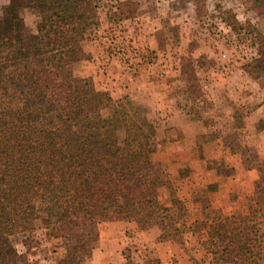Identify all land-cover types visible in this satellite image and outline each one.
Here are the masks:
<instances>
[{
  "label": "trees",
  "instance_id": "obj_1",
  "mask_svg": "<svg viewBox=\"0 0 264 264\" xmlns=\"http://www.w3.org/2000/svg\"><path fill=\"white\" fill-rule=\"evenodd\" d=\"M202 7L199 1L198 14ZM24 9L38 17L33 29ZM97 13L95 0H9L1 8L0 264H30L19 259L11 236L38 227L59 237L132 221L142 230L158 229L156 242L181 243L182 217L174 216L181 202L172 183L159 177L165 170L153 156L156 140L145 108L128 97L115 102L88 83L60 82L59 67L81 58ZM255 39L257 56L243 69L258 79L264 76V36ZM180 60L185 92L194 102L202 96L194 60ZM148 165L152 171L145 173ZM256 169V205L247 213L194 220L217 263L264 264V164ZM161 186L170 206L159 199ZM257 189L263 190L259 200ZM92 248L86 239L72 241L59 264H84Z\"/></svg>",
  "mask_w": 264,
  "mask_h": 264
},
{
  "label": "rangeland",
  "instance_id": "obj_2",
  "mask_svg": "<svg viewBox=\"0 0 264 264\" xmlns=\"http://www.w3.org/2000/svg\"><path fill=\"white\" fill-rule=\"evenodd\" d=\"M119 1L128 3L122 6ZM199 1L203 7L198 14ZM4 2L8 0H0V16ZM95 2L97 19L85 34L81 58L61 65L58 74L64 86L88 83L109 92L115 102L128 97L145 108L156 140L153 156L165 170L159 177L172 183L180 199L174 216L182 217L184 233L180 244L170 242L179 258L171 256L161 263L157 256L146 254L143 260L146 264H220L204 249L206 232L194 220L245 214L256 205L252 198L258 182L256 168L264 164V76L253 79L243 66L257 56L256 35L264 36V0ZM22 16L33 29L37 15L24 9ZM182 56L193 58L201 84L202 96L194 102L188 100L180 76ZM161 103L165 110L158 108ZM173 109L174 125H182L184 131L179 129L158 146L157 129ZM190 135H195L193 145ZM175 137L182 140L180 151L174 146ZM168 144L176 150L166 152ZM150 171L151 165L144 168L145 173ZM188 176L195 180L190 183ZM256 194L259 200L263 190L257 189ZM159 199L170 206L165 186L159 188ZM96 232L91 227L52 237L38 227L11 236V241L21 261L59 264L68 243L91 241Z\"/></svg>",
  "mask_w": 264,
  "mask_h": 264
},
{
  "label": "crops",
  "instance_id": "obj_3",
  "mask_svg": "<svg viewBox=\"0 0 264 264\" xmlns=\"http://www.w3.org/2000/svg\"><path fill=\"white\" fill-rule=\"evenodd\" d=\"M5 3L7 2L3 4ZM161 106L158 108H165L163 103H161ZM172 112L173 115L167 116L166 120L163 121L164 123L162 122V125L157 129L160 137H158L159 140L157 139L158 146L164 139L169 141L174 132L178 133L179 129L184 131L182 125H174V109ZM175 138L177 140L174 141V146L176 145L178 151H180L178 142L182 140ZM188 139L193 145L195 135H190ZM174 146L168 144L164 147L166 148L165 151L168 152L169 148L176 150ZM190 147V151H192L194 146ZM199 174H196V176ZM186 179L190 183L195 180L191 176L186 177ZM186 188L189 187L185 186L183 189ZM95 230H97L95 237L90 241L93 245L92 253L84 264H146V261L143 260L146 254L157 256L161 263L166 259L171 260V256L179 258V251L175 245L170 242L155 241L159 233L156 228L142 230L132 221H108L95 226Z\"/></svg>",
  "mask_w": 264,
  "mask_h": 264
}]
</instances>
